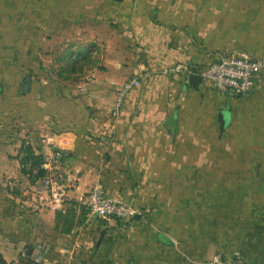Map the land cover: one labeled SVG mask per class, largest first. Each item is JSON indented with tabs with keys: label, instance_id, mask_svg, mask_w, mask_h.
<instances>
[{
	"label": "crops",
	"instance_id": "0c3cea01",
	"mask_svg": "<svg viewBox=\"0 0 264 264\" xmlns=\"http://www.w3.org/2000/svg\"><path fill=\"white\" fill-rule=\"evenodd\" d=\"M186 3L190 6L176 7ZM203 3L201 14L196 0H29L27 13L24 7L14 12L27 15L35 31L43 26L46 38L54 20L76 19V43L98 59L83 63L88 70L82 74L90 79L75 96L69 97L62 74L38 73L37 68L54 67L50 59L20 61L34 68L20 96L8 99L15 84L11 76L0 84V264H23L28 249L38 264H121L115 252H123L124 264H213L215 256L234 250L248 264H264L262 174H253L251 186L244 173L232 181L219 166L228 157L216 154L246 93L203 82L196 88L185 72L168 71L177 64L193 71L189 65L249 53L235 15L247 10L260 20L254 7L261 1ZM0 4L4 18L5 3ZM202 35L204 52L196 55ZM144 70L150 76L140 79L116 113L120 86ZM7 99L12 127L4 123ZM53 137L69 139L56 157L59 170L48 166L43 175L27 170L33 158L23 156L24 140L46 161ZM51 172L60 175L64 189L60 206L43 184ZM95 184L143 212L136 215L140 230L102 236L97 244L96 225L79 221V201ZM38 187L44 198L39 210L32 202Z\"/></svg>",
	"mask_w": 264,
	"mask_h": 264
},
{
	"label": "rangeland",
	"instance_id": "374dc122",
	"mask_svg": "<svg viewBox=\"0 0 264 264\" xmlns=\"http://www.w3.org/2000/svg\"><path fill=\"white\" fill-rule=\"evenodd\" d=\"M5 5L4 18L0 17V84L4 82L5 76H11L14 79L15 84L9 90L8 99H14L13 93L20 96L22 91H28L29 81L34 74V68L30 67L28 63L23 64L20 61H28L36 59L37 61H45L50 59L52 68L46 69L45 67L37 68L38 73L45 70H50L53 77H59L62 74L67 83L69 97L75 96L78 92L83 90L79 86L83 82H88L89 77L86 74H82L83 63L86 61L88 65H92L98 58H93V53H82V49L76 43L78 35L77 20L70 19H57L53 21V34L49 36L45 35V28L38 25V28L34 29L32 21L27 15L16 14L19 8H25V12L28 10L29 0H2ZM260 5H255L260 9V20L256 19V14H251L247 10L241 12L239 10L237 16L238 20V35L244 42V48L254 57L264 61V0ZM20 2V4H16ZM197 4L193 6L200 8L198 13H203L204 0H196ZM174 5V4H173ZM171 5V6H173ZM43 6V5H42ZM175 6V5H174ZM189 7L190 4L177 5L176 7ZM232 6V5H231ZM235 7V5H233ZM242 5H240L241 7ZM246 8V6H242ZM252 8V5H251ZM0 4V12H1ZM22 11V10H21ZM20 12V11H18ZM233 13L226 12L228 19L233 17ZM203 18V17H202ZM67 21L68 23H66ZM44 21H42L43 23ZM65 23V25H64ZM68 26V27H67ZM56 28V29H55ZM88 29V27H85ZM242 34V35H241ZM200 41L198 43V50L196 55H203L204 37L198 36ZM35 43H37L35 45ZM41 49V51H34L33 48ZM66 49V50H64ZM211 62V61H210ZM210 62L202 65L201 67L190 66L192 69H203ZM21 63V64H20ZM63 63V64H62ZM92 67L89 68L92 70ZM92 72V71H91ZM58 86V85H54ZM6 100V110L4 111L5 121L4 123L8 127H12V122L8 117L11 115L12 103ZM237 119L233 126H230L228 133L224 134L222 138L221 147L218 148L216 154H220L224 157H228L226 162H222L220 167L224 168V171L229 172V177L236 180L242 173L245 175L246 186H251L252 179H256L253 174L261 173L262 179H264V69L256 77L252 89L246 93V98L240 100L238 104ZM216 137V136H214ZM57 138L51 139L54 142ZM69 146V145H65ZM28 147H30L29 140L25 139L23 142V156L28 155ZM69 148V147H68ZM41 156L43 162L38 164L35 160H29V169L36 175H41L43 171L40 169L45 161V155L35 153V156ZM244 158V162H242ZM242 162V163H241ZM45 171V170H44ZM43 175V174H42ZM229 182V183H232ZM264 182V180H262ZM236 183V182H233ZM87 195V194H86ZM86 196L83 197L80 204V223H89L90 225H96L95 240L97 241L102 236L108 235V237H123L130 233L132 228L140 230L139 219L134 217L129 222H122L120 220L104 219L97 215L91 214L83 201ZM138 214L143 217V212ZM145 214V213H144ZM89 226V225H88ZM111 246L120 248L124 245L112 244ZM122 247V248H121ZM117 259H121L124 264L123 252H115ZM217 256L227 259H239L247 263L242 256V252L234 250L231 256H223L218 254ZM23 264H34L33 261L25 260ZM248 264V263H247Z\"/></svg>",
	"mask_w": 264,
	"mask_h": 264
},
{
	"label": "built area",
	"instance_id": "2783aa9c",
	"mask_svg": "<svg viewBox=\"0 0 264 264\" xmlns=\"http://www.w3.org/2000/svg\"><path fill=\"white\" fill-rule=\"evenodd\" d=\"M264 61L252 56L247 52L223 54L213 59L205 68L199 71H192L191 69L177 64L168 69L169 72L180 73L185 72L187 75L191 73H199L203 83L209 84L215 89L223 92H231L233 94H243L249 92L256 77L263 71ZM150 72L147 70L141 71L133 77L126 80L118 90V97L116 102L115 112L117 113L122 107L127 94L139 83L141 78H147ZM69 139L62 137L55 140L51 145L50 154L46 155V163L42 168L59 170L55 162L56 157L62 155V144H68ZM49 178L43 180V184L50 186L52 200L54 206H60L64 199V189L59 184V177L57 173H49ZM43 187H38L32 195V202L34 208L39 210L42 206L44 198H42ZM85 206L91 214L97 215L104 219H119L122 222H129L136 217L138 211L128 202L117 200L107 195L102 187L95 184L89 190L84 202ZM44 249V247H43ZM68 252L64 249V253ZM37 253H35L36 255ZM32 258L37 262L38 258L32 255ZM213 264H247L239 259H227L215 256L212 259Z\"/></svg>",
	"mask_w": 264,
	"mask_h": 264
},
{
	"label": "trees",
	"instance_id": "16d2710c",
	"mask_svg": "<svg viewBox=\"0 0 264 264\" xmlns=\"http://www.w3.org/2000/svg\"><path fill=\"white\" fill-rule=\"evenodd\" d=\"M193 71H196L195 69H193ZM27 151H28V157H32L33 158V160H35V162L36 163H38V164H41L42 162H43V159H42V157L41 156H35V155H33V151H32V148L31 147H28V149H27ZM41 170H43L42 169V167L40 168ZM31 252H32V250L31 249H28V251H27V253H26V255H25V259L26 260H30L31 259ZM31 261H33L34 262V264H38L36 261H34L33 259H31Z\"/></svg>",
	"mask_w": 264,
	"mask_h": 264
},
{
	"label": "water",
	"instance_id": "95a60500",
	"mask_svg": "<svg viewBox=\"0 0 264 264\" xmlns=\"http://www.w3.org/2000/svg\"><path fill=\"white\" fill-rule=\"evenodd\" d=\"M188 82L191 86L198 88L202 83L201 75L199 73H195V72L191 73L189 75ZM239 95H241V93H239ZM101 239H102V237L99 239L97 244H100Z\"/></svg>",
	"mask_w": 264,
	"mask_h": 264
}]
</instances>
